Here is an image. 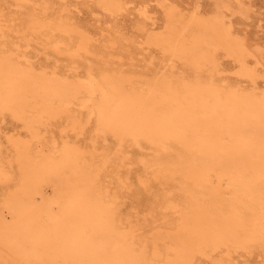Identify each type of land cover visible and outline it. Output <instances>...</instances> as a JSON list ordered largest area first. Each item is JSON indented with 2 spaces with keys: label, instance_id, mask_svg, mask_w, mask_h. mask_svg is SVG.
Segmentation results:
<instances>
[{
  "label": "bare ground",
  "instance_id": "bare-ground-1",
  "mask_svg": "<svg viewBox=\"0 0 264 264\" xmlns=\"http://www.w3.org/2000/svg\"><path fill=\"white\" fill-rule=\"evenodd\" d=\"M8 2L16 11L0 3L1 261L227 264L242 249L264 252V89L223 74L221 50L244 78L259 76L249 46L225 35L224 16L166 9V29L141 40L163 56L137 69V53L132 67L126 54H108L115 43L93 50L66 1ZM33 42L42 66L28 55ZM135 187L153 198L148 215L122 213Z\"/></svg>",
  "mask_w": 264,
  "mask_h": 264
},
{
  "label": "rangeland",
  "instance_id": "rangeland-1",
  "mask_svg": "<svg viewBox=\"0 0 264 264\" xmlns=\"http://www.w3.org/2000/svg\"><path fill=\"white\" fill-rule=\"evenodd\" d=\"M64 1H66V3H67L66 6L68 7L69 12L72 10L71 11L72 13L71 14L69 13V14L71 16L74 15L75 18L73 16L72 17H73V20L75 21V24H77V25L79 24L78 26L81 25L83 27L82 28L80 26L78 28L79 29H83V30L85 28L84 31H86V29H87L86 32L87 33L90 32L91 36L90 35L89 36L91 38V40H90L91 47H92V44L96 47L95 48L93 46L94 47V48H92L93 50L98 52L100 50V48L97 49L99 46L101 47V49H104L106 47V49H104V52H105V50L113 48V46H115V44H116V47L114 49H116L118 46H119L118 48L120 49L124 42H126V44L128 42V43H130V45L132 44V47L129 46V44H127L130 47L131 52L129 51L128 46H127V49L124 48L125 44L122 46L123 49L125 50V52L123 51L122 48L120 50L119 49H116V50L113 49L114 50L113 53H112L113 50H111L109 53L107 51L106 52L109 55L111 54V56L114 55L115 51H116L115 54H117V53L118 54L121 53V55H123V54L125 55L126 54L125 56L128 59L126 60L125 57H123V59H124V61L126 60L125 65H130V66L134 63L135 60L138 59V58L135 59V58L132 57V55L135 56L136 53H137V55H139V57H140L138 59L139 61L138 62L135 61L136 63H134V65H136V67L140 64L139 65L140 67L139 68L137 67V69H140V68L142 69L143 65L145 64L144 60L149 59V57H151V55H155L156 60L161 59L160 56L162 54L161 53L162 50L159 49V47H157V46H155L156 50H154L155 48L152 47L154 45H150L152 48L148 49L149 47H147L146 45L149 46V44L144 43V42L146 41V39H147L149 34L160 33V32H163L166 29L165 28L166 18H167L166 9L174 7L175 9H179L183 13H186V15H190L191 12L193 13L194 11H197L199 9L198 10L199 11V15L200 16L203 15V17L207 18V19H211L212 17L219 18V17L224 16L225 17L224 19H225V22H226L227 26L232 31V32H225L224 31L225 35L226 36L228 34H231L230 36L236 35L239 39H242L246 43L247 46H249L248 48H250L249 50L252 51V52H250L251 56H250V54L248 55V65L253 66V68L256 65V69L258 68L257 70H259V71H257L258 74H259L258 77H261V75H262V77L264 76V74L260 75V73H264V71H263L264 70V0H242V1L241 0H238V1L237 0H117L119 2H123L122 8L118 9V8L112 7L111 10L105 8L103 6V4L100 2L101 0H77V1L76 0H69V1L68 0H64ZM111 1L116 3V0H111ZM0 3L2 4V6H3V4H6V5H4V8H6V9L9 8L8 11H7L9 14H10V12L13 9L11 14L8 15V16H12V14L16 11L14 9V7H12V5L8 2V0L5 1V3H4L3 0H0ZM7 3H9V5ZM74 5L76 7H73ZM229 5H230V7H229ZM70 6H72V7H70ZM11 7H12V9H11ZM92 13H93V15H92ZM105 14H106V16H105ZM98 20H100V21H98ZM13 22L15 23V21H12V23ZM107 25L108 26L110 25V26L108 27ZM105 26H107V27L104 28ZM146 32H147V34H146ZM116 34H118V35H116ZM104 36H106V38ZM124 36H125V38H124ZM17 37L18 36L13 37V39L20 41L21 39L19 37H18V39H16ZM103 38H104V40H103ZM110 38H111V41H110ZM93 39L97 40V43H95V41H93ZM113 39L115 40V42H113L114 41ZM136 39L139 40L138 41L139 43H140V41L142 39H144V40H142L144 42L141 41V43L138 44L136 42L137 41ZM98 40H99V42H98ZM106 40H107L108 44L105 43ZM133 40H134V42H133ZM118 41H119V43H118ZM98 43H99V45H97ZM100 43H101V45H100ZM102 43H105L107 46L102 44ZM135 43H137V44H135ZM142 43H144V44L142 45ZM117 44H119V45H117ZM134 44L137 46V48L139 50H137V48H134V46H135ZM108 45L109 46L111 45V46L108 47ZM141 45L143 47L145 45L146 47L143 48ZM33 46L36 47L37 45L35 46V43H34V45H32L30 47L32 48ZM30 47H28V50L31 49ZM36 48H35L36 50L35 49L33 50V48H32V50H30V51H33V52H30L28 55L30 57L32 56V58H33V56L35 58L36 55H37L39 60H43L44 58L46 59L45 54L43 55L42 54L43 52L41 53L42 50H39L38 47H36ZM145 48L148 49L146 51H149V53L145 52V50H144ZM157 50H161V51L158 53ZM34 51L37 52L38 54L34 53ZM122 51H123V53H122ZM99 52L102 53L103 50H102V52H101V50ZM127 52H128V54H127ZM156 52H157V54H155ZM100 53H97V54L99 55ZM138 53H141V54H138ZM142 53H143L144 57L142 56ZM144 53H146V54L144 55ZM223 53H224V51H222V50H221V53L219 52V56H221V54H222V58L220 57L219 61H220V63L222 62L221 63V67H222V69H224L223 70V74H225L226 77H228L230 79L240 78V81H242V84L244 83L243 81L246 80L245 82L248 81L247 83H245L246 87L249 86V88H252V87L256 88L258 86L256 88L257 90L260 89V88L262 90L264 89L263 88L264 87V79L262 77L261 78L257 77V79H256L257 83H254V81H252L249 78H246V77L244 78V76H242L240 74V68L241 67H239L240 66L239 62L233 56L228 55L227 53H224V56H223ZM103 54H105V53H103ZM130 54H131V56H130ZM254 54H256V56H253ZM41 55H43V57ZM111 56H109V57H111ZM129 56H130V59L133 58L134 61L133 60H129ZM145 56L148 57V58L144 59ZM162 56H163V54H162ZM37 57H36V59H37ZM114 57L117 58V56H115V55H114ZM228 57H230V58L228 59ZM140 59H142V60L140 61ZM221 59H223V61ZM230 59L232 61H230ZM233 59H234V61H233ZM258 59H259V61H258ZM39 60L37 59L38 62H36V60H35L34 63L36 62L35 64L38 65L40 63ZM253 60H255V61H253ZM44 61H46V60H44ZM129 61H131L133 63L131 64V62H129ZM259 62H261V63H259ZM45 63L41 61V63L38 66H42ZM64 64H62L61 66L63 67V65H64L63 68L66 69V67H67L66 71L69 70L68 69V67H69L68 62H67V64L66 63H64ZM179 64L180 63L177 64L179 66V68H177V69H181L182 70V68L180 66L181 64L180 65ZM222 64L224 65V67L226 66L225 68H229V69L226 70L225 68H223ZM232 64H233V66H231ZM49 65H52V63L49 62ZM258 65H259V67H257ZM232 68H234V69H232ZM229 73H230V75H232V73H233V75L230 76ZM234 74H236V76ZM235 77H237V78H235ZM259 91H261V90H259ZM3 126H4V130H6L8 132H13L14 128H15V126L11 122H9L8 124L5 123ZM60 128L61 127H59V124H58V126L55 127V132L56 131L58 132V129L60 130ZM70 135H71L72 139H78V140L81 139V141L85 140L84 142H86V140L88 141V138L90 136L87 133H85V134H83L81 136H77L75 134V132L74 133L71 132ZM135 190H137V188L133 190L134 192L129 193V194H127L124 197V199L126 200V203H125V205L123 207V212L122 213L123 214H129L130 213V214H133L135 216V212L140 210L139 212L136 213L138 215V217H142L143 213H144V215H146V214L148 215L149 210L152 208L150 206H153L152 203L150 204V202L153 201L152 200L153 198L151 196H149L148 192L145 191V190H139L138 192L135 191ZM132 195L135 198L136 197L137 198L135 199L134 197H132ZM148 196L150 197V201L148 199ZM130 198H131V200H130ZM137 200H139V202ZM131 201H132V203H131ZM144 205H148V206H146L147 208ZM127 209H128V211H127ZM144 209L146 210V212H145ZM142 210H143V212H142ZM126 211H127V213H124ZM139 213H140V215H139ZM252 249H253V251H251ZM252 249L251 250L247 249L249 251H247L246 249H244V250L242 249V250H239V251L235 252L236 255L234 254L233 257H231V259H235V257H236V259L235 260H231L230 259L227 264H233V263H230L231 261L232 262L235 261L234 264L235 263L239 264L240 261H241V263L243 262L242 264H264V261H263L264 260V252H263L262 248L254 247ZM245 254L247 256H245ZM261 258H262V260H261ZM202 260L205 261V262H203L205 264L206 263L207 264H213L209 258L202 257L201 260L199 259V261H201V262H202ZM246 260L248 261V263L246 262ZM4 263L5 262L0 260V264H4Z\"/></svg>",
  "mask_w": 264,
  "mask_h": 264
}]
</instances>
